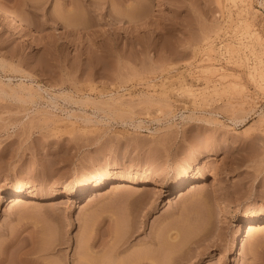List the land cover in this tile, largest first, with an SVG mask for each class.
Wrapping results in <instances>:
<instances>
[{
    "label": "rangeland",
    "instance_id": "374dc122",
    "mask_svg": "<svg viewBox=\"0 0 264 264\" xmlns=\"http://www.w3.org/2000/svg\"><path fill=\"white\" fill-rule=\"evenodd\" d=\"M262 1L0 0V264H264Z\"/></svg>",
    "mask_w": 264,
    "mask_h": 264
},
{
    "label": "bare ground",
    "instance_id": "6f19581e",
    "mask_svg": "<svg viewBox=\"0 0 264 264\" xmlns=\"http://www.w3.org/2000/svg\"><path fill=\"white\" fill-rule=\"evenodd\" d=\"M262 3H264V0L262 1ZM1 17L7 18L6 20H8L9 22L15 23L16 25L20 24V22H19L20 20L16 19V17L12 16V14L10 15V14L3 13L0 11V18ZM258 34H256V35H258ZM257 42H259L260 43L259 46H261V53L259 54L258 62L260 63L259 65L264 66V64H263L264 63V43L263 42L261 43L260 41H257ZM255 66L257 67V65H255ZM258 68L260 69L259 66H258ZM253 72L259 73V71H253ZM254 74H252V75L254 76ZM260 77L262 79H264V68L263 67L260 70ZM253 79H255V78H253ZM236 84L237 83H234L233 86L235 87ZM68 96H70V95H68ZM188 116H191V115H188ZM137 182L138 181L135 180L134 178H124V179L116 180L115 178H112V177H103V178L97 179L91 183H83V184H81L75 188L65 187L64 189H62L60 191L53 192L52 196L55 198L56 197L62 198L63 200L76 198V199H79L82 201V199L86 200L88 198L89 194L105 188L108 184H112L111 185L112 187H124V186H127L128 184H135ZM142 184L147 188H159V187L162 188V187H166V186H171V188L174 192L173 194H175V193H181L187 186H190V188H195V189L196 188H202L203 186L206 187V185L210 186V187L211 186H217L218 181L215 182L214 180H212V181L208 182L204 178H202L199 174H194L190 177H184L174 184H171L169 182V180H167L166 178H163V177L144 178L142 180ZM182 187H184V188H182ZM0 191L2 193H6L13 200H18V201L34 200L35 198H37L39 196V192L37 190H29L26 188H8L7 184L2 179H0ZM216 194H220V197H221L220 202L225 207L226 217L228 219H231V220H235V219L237 220L238 217L235 215V213L227 211L228 207L230 206V201H229L228 197L224 193H222V191L219 188L216 190ZM263 225H264V214L260 213V214H255V215H246V216H243L241 221L238 223L236 231H237V234L239 235V234H242L243 232H245L246 230L253 231V230L260 228ZM173 238H176V237L174 236ZM236 240H237V238L234 241V245H233L234 247L237 245ZM147 243L148 242H146L144 244V246H147ZM148 252L147 251H144V252L140 251L136 256H133V258H131L129 260L128 264H159L157 261L158 257H153L152 254L149 255ZM120 260H122V259H120ZM124 263H125L124 260L120 261V264H124Z\"/></svg>",
    "mask_w": 264,
    "mask_h": 264
},
{
    "label": "built area",
    "instance_id": "2783aa9c",
    "mask_svg": "<svg viewBox=\"0 0 264 264\" xmlns=\"http://www.w3.org/2000/svg\"><path fill=\"white\" fill-rule=\"evenodd\" d=\"M262 9H263V13H264V7Z\"/></svg>",
    "mask_w": 264,
    "mask_h": 264
}]
</instances>
